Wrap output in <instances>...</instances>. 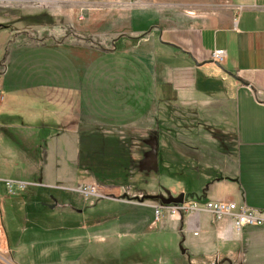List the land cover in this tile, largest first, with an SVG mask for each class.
<instances>
[{"label":"crops","instance_id":"crops-1","mask_svg":"<svg viewBox=\"0 0 264 264\" xmlns=\"http://www.w3.org/2000/svg\"><path fill=\"white\" fill-rule=\"evenodd\" d=\"M100 15L94 14L98 20L87 15L77 30L110 36L112 66L91 71L83 62L76 65L79 84L62 83V101L70 100L78 113H88L93 101L94 114L101 117V108L109 116L124 109L120 124L104 116L93 132L104 138L105 133L134 131L141 124L143 151H152L143 161V186L152 165L158 194L181 196L179 205H198L183 218L175 214L174 232L144 237L171 236L174 242V236H181L196 244L195 251L198 238L204 237L207 255L228 264H264V0H129L126 7ZM10 42L11 33L0 29V64L8 60L0 67V178L37 173L38 181H17L60 191L27 187L6 196L0 187V251L11 264H155L132 261L128 255L119 262L115 251L105 257L103 236L117 240L143 235L132 231L118 237L113 228L105 233L101 226H85V212L77 211L65 195V184L71 182L65 139L77 141L80 130L74 125L75 135H66L64 128L55 136L54 111L47 103L54 90V60L61 56L47 46L7 53ZM214 50L223 51L220 67L210 61ZM102 76L111 77L100 80ZM33 108L40 111L38 126L30 125L33 114L27 111ZM12 115L15 122H5ZM66 121L62 117L59 122ZM39 132L43 142L36 151H24ZM206 201H233L257 210L261 223L236 231L229 217L204 212ZM93 213L101 216V211ZM110 248L105 249L112 252ZM172 258L161 264H182Z\"/></svg>","mask_w":264,"mask_h":264},{"label":"rangeland","instance_id":"rangeland-1","mask_svg":"<svg viewBox=\"0 0 264 264\" xmlns=\"http://www.w3.org/2000/svg\"><path fill=\"white\" fill-rule=\"evenodd\" d=\"M128 2L129 0H0V29H7L11 33V42L7 44V53L11 52L13 48L18 49V47L39 49L47 46L54 50L55 56H61V58L55 57L54 60V90L49 94L50 100L47 101L54 111L53 118L55 120L52 125L57 129L55 136L60 135L64 128L66 135H75L74 125L80 130L78 134H81V138L77 141L65 139V168L69 174L66 176L70 177L71 181L68 183L69 185L65 184V191H67L65 195L72 198L77 211L85 212L86 227L101 226L103 230H107L105 233H108V228H113V231L119 232L118 237L132 231L143 235L134 239L119 238L118 241L110 240L109 236H103L102 240L107 238L102 244L105 257L107 254L113 255V251H115L118 253L117 261L119 262L124 258L123 255H128L132 261H155V264L165 261L169 263L173 259L172 257L181 260L182 264H189V261H192V264H224L225 259L216 258L212 254L207 255L204 237L198 238V252L195 251L196 244L193 241L190 242L189 239H183L181 236L179 238L174 236V242H172L171 236L149 235L144 237V234H156L164 230L174 232V220L177 217L174 208L179 204H165L160 201L159 197L166 199L167 196L163 192L161 194L157 192V180L154 176L156 169L152 165H150L149 182L147 181L146 186H143L145 158L147 159L152 151H143L145 146L142 144L141 124L136 123L134 131L116 130L103 134L105 135L103 138L102 135L99 136L93 132L94 129H98L102 119L106 118L104 116L111 117L115 121H119L117 123L120 124L121 119L125 117L124 109H119L118 115L109 116L110 113L107 110L103 113L104 109L101 108V117L98 113L94 114L93 101L88 105V113H78L76 108L71 105L70 100L66 103L62 101L59 90L62 83L65 86L79 84L76 65L83 62L82 66H86L91 71L93 69L101 71L112 66L113 59L109 55L110 36L88 35L83 31L80 32L77 30L78 23L80 25L84 23L87 15L91 20H98L99 18L94 14L107 15L109 9L124 8ZM101 15L100 19L103 17ZM75 54L76 57L78 56L77 58H73ZM7 63L8 60L5 58L3 67H6ZM30 65L28 61L25 68L29 69L27 67ZM62 68L65 73L63 77L60 74ZM26 74L28 75V72ZM110 77L102 76L100 80L102 78L108 80ZM92 80L91 76V82L94 81ZM85 81L90 82L89 77ZM97 81L99 82V80ZM27 95L31 96L32 93L27 92ZM71 95L73 96L75 93H71ZM28 112L33 114L30 125L38 126L40 111L33 108ZM62 117L64 119L67 117L66 125L59 122ZM14 120V115H12L10 120L5 122L13 123ZM37 134L32 135L27 142V144H32L31 149L28 150L25 145L24 151L34 152L36 151L35 146L37 147L43 142L38 140L42 133ZM60 146L63 148L61 144ZM143 152H146V156H143ZM145 167H147V160ZM33 176H30V173L14 172L11 178L38 181L37 173H34ZM67 182L65 180V183ZM28 183L31 185L28 186L27 191H60L40 186L37 183ZM37 207L44 210V207L40 205ZM94 210L101 211V216L95 218ZM156 212H158V218H156ZM184 213H180L182 218ZM165 242L167 246H165ZM109 246L112 247L110 248L112 252L105 249ZM167 247L168 249H166ZM120 249H122V254ZM176 249L177 251H175ZM196 252L198 256L193 257L191 254Z\"/></svg>","mask_w":264,"mask_h":264},{"label":"built area","instance_id":"built-area-1","mask_svg":"<svg viewBox=\"0 0 264 264\" xmlns=\"http://www.w3.org/2000/svg\"><path fill=\"white\" fill-rule=\"evenodd\" d=\"M224 54L222 50H214L210 54V61L216 64H222ZM0 96V100H1ZM31 184L24 181L9 180L0 178V187L4 189L6 196H14L26 189ZM198 209V205L194 202L181 204L174 208V213L191 212ZM204 212L214 217H229L233 221L234 229L239 231L246 226H253L261 223L260 213L257 210L246 208L238 205L233 201H206L201 205ZM158 218V212H156ZM6 253L0 251V264H11L4 256Z\"/></svg>","mask_w":264,"mask_h":264},{"label":"water","instance_id":"water-1","mask_svg":"<svg viewBox=\"0 0 264 264\" xmlns=\"http://www.w3.org/2000/svg\"><path fill=\"white\" fill-rule=\"evenodd\" d=\"M219 66V64H218ZM220 67V66H219ZM160 201L165 203V204H178L181 203V196L177 197V198H172V197H168L166 199H163L162 197H159Z\"/></svg>","mask_w":264,"mask_h":264},{"label":"trees","instance_id":"trees-1","mask_svg":"<svg viewBox=\"0 0 264 264\" xmlns=\"http://www.w3.org/2000/svg\"><path fill=\"white\" fill-rule=\"evenodd\" d=\"M2 63H3V60L1 61L0 67H3Z\"/></svg>","mask_w":264,"mask_h":264}]
</instances>
